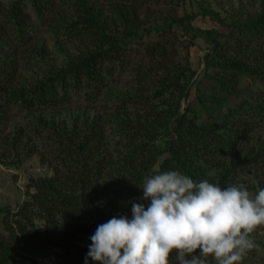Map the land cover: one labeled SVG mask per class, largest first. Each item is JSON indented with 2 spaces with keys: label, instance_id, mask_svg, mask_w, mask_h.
<instances>
[{
  "label": "trees",
  "instance_id": "trees-1",
  "mask_svg": "<svg viewBox=\"0 0 264 264\" xmlns=\"http://www.w3.org/2000/svg\"><path fill=\"white\" fill-rule=\"evenodd\" d=\"M139 4L0 0V162L20 164L25 156L39 154L56 171L31 178L30 198L17 211L7 210L13 219L5 223L10 240L0 235V264H19L18 256L35 264H40L35 257L53 256L57 264H85L92 242L80 244L82 235L119 218L132 202L147 206L138 185L156 170H176L222 188L243 183L253 194L264 189V139L253 138L264 128V0L259 13L234 23L239 31L232 42H221L220 32L193 23L198 15L224 23L212 10L168 13L162 17L167 26L144 27L149 17L139 12ZM178 27L190 37L188 44L202 37L210 46L204 62L211 84L198 86L197 99L210 114L223 111L220 125L204 123L194 106L183 107L195 71L178 60ZM41 28L58 41L65 37L74 51L58 47L66 54L58 63L46 59L44 44L26 49ZM145 29L159 30V39L144 41ZM22 64L31 67L27 77ZM128 70L134 90L115 91L111 78ZM243 76L262 85L257 94L231 105L229 96L241 97ZM80 101L92 105L93 114H75L71 120L54 114V108ZM12 111L24 114L23 124L13 127ZM109 125L111 139L119 135L116 146L106 136ZM15 242L23 243L21 252L13 248ZM52 246L65 253L58 255ZM172 259L175 264V253ZM88 264L99 262L89 257ZM207 264L216 261L210 256Z\"/></svg>",
  "mask_w": 264,
  "mask_h": 264
},
{
  "label": "clouds",
  "instance_id": "clouds-1",
  "mask_svg": "<svg viewBox=\"0 0 264 264\" xmlns=\"http://www.w3.org/2000/svg\"><path fill=\"white\" fill-rule=\"evenodd\" d=\"M143 203L132 202V218L112 217L97 226L85 258L99 264H241L264 227V189L243 183L222 188L171 170L145 176Z\"/></svg>",
  "mask_w": 264,
  "mask_h": 264
},
{
  "label": "rangeland",
  "instance_id": "rangeland-1",
  "mask_svg": "<svg viewBox=\"0 0 264 264\" xmlns=\"http://www.w3.org/2000/svg\"><path fill=\"white\" fill-rule=\"evenodd\" d=\"M263 0H141V4H139V12L143 15V17H149L148 23L144 27L156 25L167 26L168 23H164L162 19L163 16L168 13L174 14L178 13L179 15L183 14H196L201 8L212 10L216 13H219L221 18L225 20L224 23H221L217 19L211 17V15H198L194 24L197 27L203 28L205 30H216L222 34L219 36V41L232 42L235 40L236 34H238L239 29L234 26V23H240L247 20L250 16L255 15L260 12L261 4ZM30 6V4H29ZM161 18V19H160ZM168 22V21H167ZM44 30V29H43ZM42 28L40 31L38 30V34L33 36L32 42L28 46H25L26 49H34V47L40 48L42 44L47 47V57L46 59L52 62L57 61L60 63L65 57L66 54L58 49V47H62L65 50H68L72 53L74 51V46L72 43L66 41L65 37H61V41H58V38H55L51 32H43ZM176 41H177V57L178 60L181 61V64L189 66L191 70L195 71V76L193 79V88L191 91V96L187 102L183 104L185 106H194L199 111L201 119L204 123L210 125H220L222 120L220 119L223 111L218 110L215 113L210 114L208 111L204 110L197 99L198 94V86L206 87L211 84L209 79L205 76L207 73V69L205 68L204 56L210 48L209 44L202 38L199 37L193 41V44L190 45V37L183 33L181 27H178L176 30ZM159 30L153 31V33H148L147 29L144 31L143 40L150 42L153 40L159 39L158 37ZM58 42H61L60 45ZM185 46H189V49H186ZM24 53V52H23ZM22 53V54H23ZM25 54V53H24ZM27 55V54H26ZM132 53V57L135 55ZM141 55L136 56L135 60H138ZM23 60V59H22ZM21 60V61H22ZM133 61V62H134ZM26 63V60L22 63ZM23 66V77H27L29 75L30 70H28L29 65ZM27 66V67H26ZM31 68V67H30ZM132 71L128 70L123 75L117 77L115 79L111 78V85L114 87V90L118 91L122 90L123 92L132 87L131 90H134L135 82L134 76L131 75ZM262 82L257 78H251L247 76H243L240 82L239 88H241L242 93L241 97H237L236 95L229 96V103L231 105H235L242 101V96H247L248 94H257L258 89L261 87ZM103 97V96H102ZM115 102H111L113 105ZM212 102L207 101L209 105ZM92 105H88L84 102H73L66 103L62 107L54 108V114H56L59 119L63 120H71L72 115L75 114H93L94 109L91 107ZM108 111H112L109 107ZM12 116L14 118L13 127L23 122L24 114L18 115L15 111H12ZM83 119L80 118V122ZM11 126V124L9 125ZM5 129V128H4ZM107 138L111 140V146L117 145V140L119 135L117 134L115 137L111 139L112 136V128L111 125L108 126V131L106 133ZM262 138L264 139V128L256 131L254 133L253 138ZM255 139V138H254ZM254 140L251 141L252 144ZM245 146H248L245 143ZM55 168L51 164L44 162L41 159L39 154H35L32 156H25L20 164H4L0 162V235L5 237L6 240H10V234L8 230L5 228V223L8 220L13 219V215L11 213H7V210L10 212H15L18 210L19 206L27 199L30 198L29 192H32L30 182L31 178H38L40 176H51L55 174ZM150 201L147 200V205ZM132 208L128 209L124 214L129 219L132 218ZM7 219V220H6ZM36 224L39 228L42 227L43 222L41 220L36 221ZM97 229V228H96ZM96 229L92 230V232L88 235H82V241L80 244L87 245L91 241L90 237L95 233ZM254 235L258 237L261 241L256 245V247L247 252L245 257L243 258L241 264H264V227L257 228L254 232ZM13 248H16V252H21V248H23L22 242L13 243ZM48 248H51L48 246ZM52 249L58 251V255L65 253V250L59 246H52ZM34 256L33 254H30ZM55 258V256H53ZM64 256L62 255V258ZM20 260L19 264H35L30 259L24 256L16 257ZM40 264H57L55 259L41 258L35 257ZM60 260H63V259ZM210 258V256H209ZM58 260V261H60ZM61 264V263H59Z\"/></svg>",
  "mask_w": 264,
  "mask_h": 264
}]
</instances>
